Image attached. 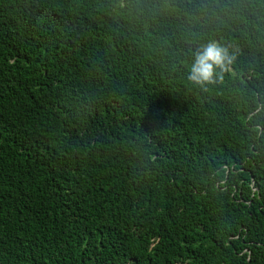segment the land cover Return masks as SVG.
I'll return each mask as SVG.
<instances>
[{"label":"trees","instance_id":"16d2710c","mask_svg":"<svg viewBox=\"0 0 264 264\" xmlns=\"http://www.w3.org/2000/svg\"><path fill=\"white\" fill-rule=\"evenodd\" d=\"M259 103L264 0H0V264H264Z\"/></svg>","mask_w":264,"mask_h":264},{"label":"clouds","instance_id":"9594fccd","mask_svg":"<svg viewBox=\"0 0 264 264\" xmlns=\"http://www.w3.org/2000/svg\"><path fill=\"white\" fill-rule=\"evenodd\" d=\"M193 61L188 73V80L196 86L214 85L223 79L236 60V53L228 46L216 40L201 45L192 52ZM256 114L264 113V103L257 104ZM258 136L264 135V128L257 125L253 129Z\"/></svg>","mask_w":264,"mask_h":264}]
</instances>
